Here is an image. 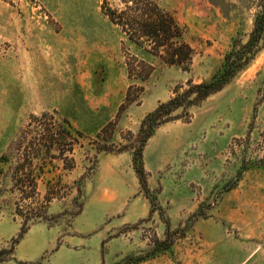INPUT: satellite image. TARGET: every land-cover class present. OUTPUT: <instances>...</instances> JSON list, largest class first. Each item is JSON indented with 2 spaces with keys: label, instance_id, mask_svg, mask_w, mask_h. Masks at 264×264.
Returning a JSON list of instances; mask_svg holds the SVG:
<instances>
[{
  "label": "rangeland",
  "instance_id": "rangeland-1",
  "mask_svg": "<svg viewBox=\"0 0 264 264\" xmlns=\"http://www.w3.org/2000/svg\"><path fill=\"white\" fill-rule=\"evenodd\" d=\"M106 2L123 5L0 0V264H264V46L155 128L144 182L133 159L146 115L210 79L258 0H157L184 27L189 69L129 42ZM133 54L154 66L145 80L128 75ZM44 112L45 133L72 134L17 172Z\"/></svg>",
  "mask_w": 264,
  "mask_h": 264
},
{
  "label": "trees",
  "instance_id": "trees-1",
  "mask_svg": "<svg viewBox=\"0 0 264 264\" xmlns=\"http://www.w3.org/2000/svg\"><path fill=\"white\" fill-rule=\"evenodd\" d=\"M120 2L123 4L122 7H111L106 2L103 9L111 22L120 27L129 42L149 55L160 58L167 64L189 69L194 56V49L184 38V27L170 10L163 8L157 0H120ZM258 7L253 28L247 40L243 42V39L239 37L232 40L230 48L224 54L222 64L210 79L197 84H193L192 80L189 79L187 81L188 88L181 93L176 90L175 96L167 102L161 103L143 119L138 132V139L133 145L134 162L140 158L139 164L135 163V169L143 182L145 180L143 179L142 151L146 140L153 134L155 128L161 123L169 121L171 119L169 115L174 110L182 107L183 111H186L191 106L201 103L212 93L222 89L238 72L249 65L263 48L264 0H258ZM128 58L126 66L129 77L145 80L151 74L154 68L151 63L140 59L135 54L128 56ZM129 95L127 93V97ZM46 115L45 112L39 116L33 115L32 120L28 123V126L34 128L35 135L28 143L27 156H24L27 160L26 162H19L16 167L17 172L22 170L25 165L32 167L34 159L39 157L40 151L44 147H46V154H49L51 149L59 148L67 135L72 134L71 132H68L70 134L65 133L62 130L63 126L56 122L54 125L57 128L49 129L45 133V130H42L44 124L41 119L45 118ZM47 133L50 134L49 137ZM50 157L56 156L52 154ZM29 176L27 184L30 191L36 193L40 174H37L33 167L29 171ZM23 182L26 181L20 176H15V185H20L19 187L22 188Z\"/></svg>",
  "mask_w": 264,
  "mask_h": 264
}]
</instances>
